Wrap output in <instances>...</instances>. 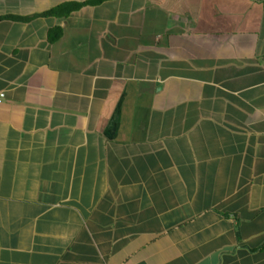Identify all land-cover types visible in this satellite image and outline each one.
I'll use <instances>...</instances> for the list:
<instances>
[{
	"label": "crops",
	"instance_id": "1",
	"mask_svg": "<svg viewBox=\"0 0 264 264\" xmlns=\"http://www.w3.org/2000/svg\"><path fill=\"white\" fill-rule=\"evenodd\" d=\"M93 1L0 0V264H264V0Z\"/></svg>",
	"mask_w": 264,
	"mask_h": 264
},
{
	"label": "trees",
	"instance_id": "2",
	"mask_svg": "<svg viewBox=\"0 0 264 264\" xmlns=\"http://www.w3.org/2000/svg\"><path fill=\"white\" fill-rule=\"evenodd\" d=\"M100 1L101 0H96L95 2L93 1V3H97V2H100ZM90 3H92V2H81V3H74V4L70 5V6L68 5L69 7H68L67 12L70 13L71 11L76 10V9L82 7L83 5L90 4ZM44 14L45 15L52 14V11L46 12ZM59 36H60V33H56V34L52 35V37H50V38H51V40L54 41V40L58 39Z\"/></svg>",
	"mask_w": 264,
	"mask_h": 264
},
{
	"label": "built area",
	"instance_id": "3",
	"mask_svg": "<svg viewBox=\"0 0 264 264\" xmlns=\"http://www.w3.org/2000/svg\"><path fill=\"white\" fill-rule=\"evenodd\" d=\"M5 97V94L4 93H1L0 94V103L2 102L3 98Z\"/></svg>",
	"mask_w": 264,
	"mask_h": 264
}]
</instances>
